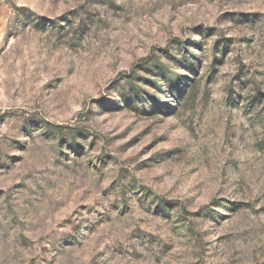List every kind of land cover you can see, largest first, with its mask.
<instances>
[{"label": "rangeland", "instance_id": "1", "mask_svg": "<svg viewBox=\"0 0 264 264\" xmlns=\"http://www.w3.org/2000/svg\"><path fill=\"white\" fill-rule=\"evenodd\" d=\"M0 264H264V0H0Z\"/></svg>", "mask_w": 264, "mask_h": 264}]
</instances>
